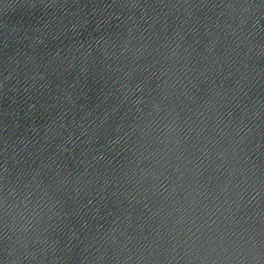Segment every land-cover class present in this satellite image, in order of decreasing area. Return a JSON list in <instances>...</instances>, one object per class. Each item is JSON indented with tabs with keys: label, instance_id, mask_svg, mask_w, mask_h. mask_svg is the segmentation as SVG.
I'll use <instances>...</instances> for the list:
<instances>
[{
	"label": "water",
	"instance_id": "water-1",
	"mask_svg": "<svg viewBox=\"0 0 264 264\" xmlns=\"http://www.w3.org/2000/svg\"><path fill=\"white\" fill-rule=\"evenodd\" d=\"M0 264H264V0H0Z\"/></svg>",
	"mask_w": 264,
	"mask_h": 264
}]
</instances>
